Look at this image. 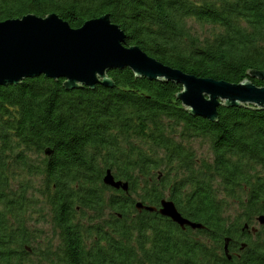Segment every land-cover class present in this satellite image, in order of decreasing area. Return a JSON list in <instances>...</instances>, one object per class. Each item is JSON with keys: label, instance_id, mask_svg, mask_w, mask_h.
Segmentation results:
<instances>
[{"label": "trees", "instance_id": "1", "mask_svg": "<svg viewBox=\"0 0 264 264\" xmlns=\"http://www.w3.org/2000/svg\"><path fill=\"white\" fill-rule=\"evenodd\" d=\"M50 14L73 29L109 14L127 47L166 66L264 87L248 75L264 71V0H0V22ZM190 18L212 25V37H193ZM107 74L115 88L68 91L64 79L44 75L0 86V264H29V257L38 264H264L260 253L257 263L229 262L218 253L243 221L264 214V173L255 175L264 168V110L221 106L211 122L186 111L179 84L136 77L129 68ZM188 139L207 141L213 162L197 170L194 154L178 142ZM162 163L182 173L179 182L166 181ZM108 172L128 191L106 186ZM215 182L231 199L248 192L237 203L248 218H223L229 205L218 200ZM164 200L203 226L198 238L156 210L137 209L160 208ZM106 210L111 231L92 242L98 232L75 219ZM45 219L53 225L43 238L33 225ZM134 236L140 240L127 243Z\"/></svg>", "mask_w": 264, "mask_h": 264}, {"label": "water", "instance_id": "2", "mask_svg": "<svg viewBox=\"0 0 264 264\" xmlns=\"http://www.w3.org/2000/svg\"><path fill=\"white\" fill-rule=\"evenodd\" d=\"M125 39L124 31L112 23L109 14L87 21L79 29H73L56 14L45 18L27 15L0 22V86L19 85L25 79L44 75L64 79L68 91L85 87L93 90L97 85L115 88L108 71L129 68L136 77L181 85L183 90L177 99L186 111L211 122L219 120L221 106L249 105L264 110V87H257L250 80L231 84L186 74L148 56L139 47H127ZM248 75L264 82V71L251 70ZM104 182L128 191V184L116 182L111 172ZM142 208L155 211L137 205V209ZM160 212L181 226L200 227L186 221L172 201H162ZM260 221L264 223L259 218Z\"/></svg>", "mask_w": 264, "mask_h": 264}, {"label": "rangeland", "instance_id": "3", "mask_svg": "<svg viewBox=\"0 0 264 264\" xmlns=\"http://www.w3.org/2000/svg\"><path fill=\"white\" fill-rule=\"evenodd\" d=\"M186 27L191 32V35H193V37H199L198 39L200 41H203L204 39H208V38L212 37L213 33L215 32V29L213 28L212 25L200 24L191 18L187 20ZM182 90H183V87H182ZM178 142L181 143L185 147L186 150H188L194 154L196 162L198 163V165L196 164L197 170H200V168L202 166L206 165L205 162L209 163V164H211L213 162L211 147L207 141H203L202 139H188V140H178ZM46 153H48V151ZM162 164H163L162 167H164L166 174L170 173V178L166 179V181L170 182V184H172L175 181L179 182L181 177H182V173H176V171H173L172 166L169 167L165 163H162ZM177 166H178V164H177ZM263 169H264L263 167L259 166L255 172V175L257 173H264ZM243 181H248V180H243ZM243 181H241V182H243ZM104 184L106 186H108L105 182H104ZM218 184H219L218 182H215L213 184V187L218 190V200L219 201L222 200L225 203V205H229L227 208H222V210H221V215L223 216V218L228 219V222L234 221V219H236L238 217H240L242 219V217L246 216L248 218V215H247L248 212L244 211V209L242 208V205L237 204L239 202V200H243L245 198V196L248 192L246 191L244 193H241L239 191L238 194H239L240 198L239 199H233V198L231 199V198H228L227 190L225 189V187L224 186L219 187ZM108 187H110V186H108ZM110 188H112V187H110ZM247 188L248 187L246 186L245 189H247ZM112 189H114V188H112ZM115 190H117V189H115ZM119 190H123V189H119ZM123 191H125V190H123ZM142 195H143V192L138 191L136 193H133L131 198L135 199L136 201H139L141 199ZM166 195H168V191H166ZM80 209L81 208L78 207V211H80ZM48 210L44 211V215L47 219H51ZM155 210H157V209L155 208ZM138 211L140 212L141 210L138 209ZM95 213L96 212H87L88 215L86 214L87 216H84V217H80V215H78L77 218L75 219V221H76L75 225L81 224L80 227H83L85 225L84 226L85 230L88 231L89 233H90V230L98 232V234L93 233V234H95V238L92 237V240H93L92 242L100 241L101 239H102V241H104L103 236L109 235V231H111L110 227L108 225H106V224H111V219H109V217H108V215L110 213L108 211H104L105 217L101 216V215H99L97 217V215ZM263 216H264V214H261V216L258 217V215H257L256 217H257V219L260 218L261 220H264ZM32 217L34 218V215ZM251 218H253V217H251ZM47 219H45V222H43L39 225H33V229L38 230V231H42L41 234H42L43 238L46 235H48L47 233L49 232V229L53 225L51 223L52 222L51 220H48L49 222H46ZM258 222H259V220H258ZM258 222H256V223L251 222V223L252 224L254 223L256 225L257 229L259 230V229H261L260 228L261 225L264 226V223H262L261 221L259 223ZM199 226L200 227H196V228L197 229L201 228L200 224H199ZM95 228H98V229H95ZM192 228H194V227H192ZM101 232L104 234H102ZM187 234L190 235V233H187ZM192 236L197 237V238L199 237L198 235H196L194 233L192 234ZM50 237H52V235H50ZM136 239H139V237L134 236L133 239L129 240V242H127V243L134 244L136 242ZM258 240L261 241V238H259ZM123 244H126V243L123 242ZM136 244H138V243H136ZM147 245H148V247L150 246L149 244H147ZM33 247H35V246H33ZM145 249H146V247H145ZM26 261H28L29 264H38L37 260L34 258H31V257H29Z\"/></svg>", "mask_w": 264, "mask_h": 264}, {"label": "flooded vegetation", "instance_id": "4", "mask_svg": "<svg viewBox=\"0 0 264 264\" xmlns=\"http://www.w3.org/2000/svg\"><path fill=\"white\" fill-rule=\"evenodd\" d=\"M143 206L150 207L148 205H143ZM175 207H176V205H175ZM152 208H155V207L152 206ZM161 208H162V205H160V208H157L156 211L161 216H163L161 214V212L159 211V210H161ZM176 209H177V207H176ZM143 211H148V210H146L145 208H142L141 212H143ZM177 211H178V209H177ZM148 212H150V211H148ZM181 216L186 221L191 222V223L196 224V225H199V223H197L196 221H194L192 219H187L182 214H181ZM163 217H165V216H163ZM166 219L172 221L173 225L177 226V228L180 229L181 232H184L186 234L190 233V235L187 234L190 238H192L193 233L203 229V226H201V228H199V229L192 228L191 225L181 226L177 222L173 221L172 219H170L168 217H166ZM258 220H259V218L258 219L255 218V219L249 220V221H243L240 227H236V229L238 231H237V235L234 238L227 237L224 239L223 249L220 248L218 251L221 259H226L229 262L230 261L242 262L244 259L248 262V261H253L251 259H254L255 261H253V262L257 263L256 262V260H257L256 256L258 255V253H260L263 255L262 256V262H264V250L260 249L258 251L255 249L256 245L259 244L260 247H262L264 244L263 243V241H264V226L260 224L261 229L258 230L256 225L254 224V223L258 222ZM251 222H254V223L252 224ZM238 233H239V235H238ZM258 237L261 238V241L258 240L259 239Z\"/></svg>", "mask_w": 264, "mask_h": 264}, {"label": "bare ground", "instance_id": "5", "mask_svg": "<svg viewBox=\"0 0 264 264\" xmlns=\"http://www.w3.org/2000/svg\"><path fill=\"white\" fill-rule=\"evenodd\" d=\"M153 58V57H152Z\"/></svg>", "mask_w": 264, "mask_h": 264}]
</instances>
